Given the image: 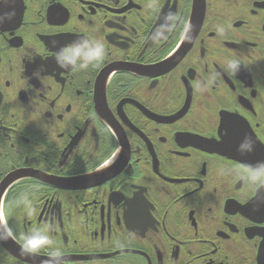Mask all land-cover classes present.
<instances>
[{
    "label": "flooded vegetation",
    "instance_id": "flooded-vegetation-1",
    "mask_svg": "<svg viewBox=\"0 0 264 264\" xmlns=\"http://www.w3.org/2000/svg\"><path fill=\"white\" fill-rule=\"evenodd\" d=\"M94 32L104 58L59 69ZM258 162L264 0H0V236L55 224L0 264H264V187L236 169Z\"/></svg>",
    "mask_w": 264,
    "mask_h": 264
},
{
    "label": "clouds",
    "instance_id": "clouds-1",
    "mask_svg": "<svg viewBox=\"0 0 264 264\" xmlns=\"http://www.w3.org/2000/svg\"><path fill=\"white\" fill-rule=\"evenodd\" d=\"M173 24L172 14H167L165 20L160 24L161 37L167 35L168 29ZM191 27L186 29L185 38L190 39ZM104 37L99 32L91 34L85 33L78 36L77 39L70 45L60 48L59 51L53 53V57L57 67L64 71H75L87 69L90 65L100 62L105 56ZM55 47V42H53ZM242 60L233 58L222 66V73L230 76H235L240 70ZM239 152H250L253 150V143L249 138L241 143L237 149ZM236 169L250 183L264 187V162H258L256 165H242L237 163ZM28 213L33 211V205L27 197L23 200ZM0 223L7 224L6 217L0 216ZM55 228L54 222L48 225L44 230L35 229L30 232H25L17 237V234L11 227L6 228V234L0 236V239H18L21 245V253L28 255H37L40 250L46 246L52 245L53 241L49 235ZM64 255L61 250L55 249L49 253V259L46 264H64Z\"/></svg>",
    "mask_w": 264,
    "mask_h": 264
}]
</instances>
